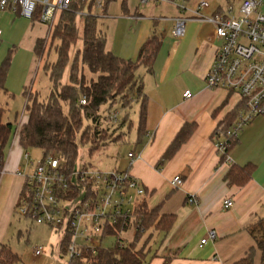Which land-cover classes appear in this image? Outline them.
Segmentation results:
<instances>
[{
	"label": "crops",
	"instance_id": "0c3cea01",
	"mask_svg": "<svg viewBox=\"0 0 264 264\" xmlns=\"http://www.w3.org/2000/svg\"><path fill=\"white\" fill-rule=\"evenodd\" d=\"M201 1H207L208 7L199 10ZM236 1L239 0H150L141 4V0H108L103 9L96 7L99 20L105 19L109 25V33L100 29L107 37V48L121 58L136 59L141 46L153 34L163 40L154 72L145 66L136 72L147 97L146 132L139 137L137 127L134 147L128 153L135 152L139 158L132 166L127 158L126 168L122 169L129 170L143 184L149 207H159L160 214L176 216L168 232H150L152 239L143 264H163L167 258L169 264H232L256 247L249 228L264 220V116L243 128L227 152L230 160H223L216 143L225 137L215 133L240 100L206 83L219 44L210 18ZM260 11L264 13V0ZM177 18L187 19L181 38L172 35ZM44 26L47 27L10 7L0 10V63L12 54L7 92L0 90L6 100L15 94L24 95L33 87L37 71L34 77L33 72L36 66L39 68L35 44L44 38ZM186 90L192 92L191 98L184 97ZM135 103L139 113L140 103L133 102L131 106ZM6 104L0 107L7 110L5 122H11L8 101ZM187 122L196 123L195 131L165 164L158 166ZM24 151L14 140L5 151L0 176V250L6 245L15 254L14 232L22 223L21 217L16 220L15 213L25 186V177L19 174ZM248 163L256 166L252 178L242 186L230 184L226 175L231 166ZM178 175L183 183L174 187L171 182ZM192 196L197 198V204L189 202ZM227 199L233 200L230 208L224 207ZM211 231L216 232L215 239L209 238ZM203 239L207 241L202 244ZM255 264H262L259 249Z\"/></svg>",
	"mask_w": 264,
	"mask_h": 264
},
{
	"label": "trees",
	"instance_id": "16d2710c",
	"mask_svg": "<svg viewBox=\"0 0 264 264\" xmlns=\"http://www.w3.org/2000/svg\"><path fill=\"white\" fill-rule=\"evenodd\" d=\"M95 5V0L74 1L70 10L58 14L55 23L49 29L48 38H40L36 41L35 53L38 61L44 58L50 38L51 46L54 41H58L55 46L57 59L54 62H46L43 66L51 81L47 98L42 99L40 94L29 93L28 90L24 93L26 105L17 134L18 143L24 150L39 148L43 152V158L48 156L59 158L67 172H72L74 169L78 155L77 134L81 131L84 117L90 123L83 131L82 141L90 143V151L101 144L105 145L110 139L108 130L99 126L101 109L104 105H109V111L117 101L124 109L131 107L133 102L140 103L138 134L139 137L145 134L147 97L143 82L136 72L140 66H145L151 73L154 72V63L163 44L162 37L153 34L141 46L136 59L121 58L107 48V37L98 29L100 16L91 13ZM85 10L90 13L84 16L83 49L77 52L70 64L69 83H63L64 72L70 62L71 46L79 39L80 29L76 17L78 12ZM41 11L42 7L39 5L33 21L41 22ZM11 58L10 53L0 63V90L4 92H7L6 81ZM85 68L93 74H98V78L87 79L84 74ZM83 99L86 104L82 103ZM239 109L240 104L225 115L217 127L216 135L219 137L227 135L228 129L237 118ZM6 113L7 110L0 107V174L5 163V149L13 134V123L5 122ZM128 117L127 114L120 127L126 123ZM196 127V123H185L157 165L165 164L190 138ZM119 138L117 136L115 139ZM235 140V137L228 138L227 152ZM222 159L224 160V157ZM255 167L253 163L243 166L233 164L226 179L233 185H245L252 178ZM77 192L78 190L73 191V196H76ZM25 194L24 186L19 202ZM175 217L173 214H160L159 207H149L145 196L136 207L131 220L119 221L106 228L105 237H118L113 246L98 248L95 253L89 248H83L81 258L73 260L71 264H143L148 255L147 249L151 239L147 247L144 245L141 248L136 247L137 241L151 228L168 232L175 222ZM133 226L136 227L134 241L126 244L120 234ZM249 231L256 241V247H252L245 257L232 264H255L257 249L262 252V264H264V220H259L250 226ZM69 243L70 235L61 243L63 254ZM169 260L170 258H167L163 264H169ZM18 261V254L3 245L0 250V262L13 264Z\"/></svg>",
	"mask_w": 264,
	"mask_h": 264
},
{
	"label": "built area",
	"instance_id": "2783aa9c",
	"mask_svg": "<svg viewBox=\"0 0 264 264\" xmlns=\"http://www.w3.org/2000/svg\"><path fill=\"white\" fill-rule=\"evenodd\" d=\"M74 1L77 0H0V10L10 7L32 20L40 5V21L50 29L58 14L70 10ZM149 1L141 0V4ZM238 2V6L230 3L225 10L210 18L219 44L206 76L209 88L225 90L240 100L237 118L224 136L225 140L216 143L219 154L228 161V138L238 137L247 124L258 116H264V13L260 11L263 0ZM95 3L97 8L103 9L104 0H95ZM208 5L207 1H201L198 8L200 10ZM186 23L187 19L177 18L172 35L183 37ZM1 33L0 30V38ZM183 95L187 98L193 96L190 90ZM82 103L86 104V101L83 99ZM108 121L121 123L119 111L111 110ZM20 124L21 119L15 136ZM127 158L129 166H132L139 156L131 151ZM22 159L23 169L19 174L25 177L26 194L17 204L16 213L37 224L63 230L61 243L70 235V243L64 253L70 262L66 264L81 258L83 248H89L94 253L98 248H108L101 244L108 225L131 220L136 207L146 196L145 187L129 170L103 171L88 165L80 172L74 169L67 172L59 158L48 156L35 162L27 150ZM182 183L179 175L171 182L174 187H180ZM81 186L85 187L83 195L80 193ZM75 190L78 192L73 196ZM189 202L197 204L198 200L192 196ZM232 206L233 200H225V208ZM209 238L215 239L216 232L211 231ZM206 241L203 239L202 244ZM42 251L43 247H37L33 253L39 256ZM60 251L62 254V248Z\"/></svg>",
	"mask_w": 264,
	"mask_h": 264
},
{
	"label": "rangeland",
	"instance_id": "374dc122",
	"mask_svg": "<svg viewBox=\"0 0 264 264\" xmlns=\"http://www.w3.org/2000/svg\"><path fill=\"white\" fill-rule=\"evenodd\" d=\"M238 1L234 2L235 6H238ZM88 10V9H87ZM85 10L83 13L78 12L76 17V23L79 30V39L76 41L75 44L71 46L70 50V62L66 67L63 76V83H69V70L70 64L76 57V54L79 50L83 49V28H84V16L89 14V12ZM99 13V10L96 9V6L92 10V14ZM108 22L105 19L99 20L98 29L108 32ZM45 33L44 38H48V26H44ZM58 44V41H54L51 46V38L47 44V51L45 53L44 58L39 59L38 67H35L33 72V76L36 72L33 87H29V93H38L40 94L42 99H46L51 88V81L49 76L43 70V66L46 62H54L57 59V55L55 52V46ZM84 74L86 75L87 79H97L98 74L91 73L87 68L84 69ZM8 101V108H10V116L9 119L13 123V131L10 138V141L6 147L5 151H8L10 146L12 145L13 141L17 144L18 137L15 136L16 127L18 126L19 120L22 119L23 111L25 110L26 105V98L22 94H15L13 99L6 100L3 94H0V105H7ZM109 105H104L101 109V116L99 126L101 128L107 129L110 139L107 143L101 144L96 149L90 151V143H86L82 141V134L85 130L86 126L90 123L86 117L83 118V126L81 131L77 134V144H78V155L74 163V170L80 172L84 169L85 166H90L93 169L99 170H113L118 169L122 170L126 166L127 162V153L128 151L134 147L136 134H137V127H138V106L135 103L133 106L129 107L128 109H124L121 107L120 103L117 101L115 102L114 106L108 111ZM111 110H118L120 113L121 121L126 117L128 114L129 117L126 120V123L120 127V124H113L108 121V115ZM19 113L17 117L14 118L16 113ZM18 118V120H17ZM21 127V124H20ZM19 127V129H20ZM120 137L116 140V137ZM17 146V145H15ZM27 151L30 153L31 157L35 162L40 161L43 158V152L39 148H29ZM25 152V151H24ZM129 164V163H128ZM126 168V167H125ZM81 195L85 193V187L81 186L80 190ZM19 202V201H18ZM77 202V200H76ZM16 220L20 218V216L15 213ZM21 227L18 228L14 232V241L15 244L13 247L15 251L18 252L19 261L17 264H66L70 262V258L66 254H61V241L64 237L63 230L55 229L46 225H40L31 220L26 221V218H21ZM29 220V219H28ZM15 223V221H14ZM27 224V225H26ZM31 226L30 229H26L25 227ZM21 230V231H20ZM153 229L146 231L142 237L137 241L136 247L141 248L149 243V240L152 239V235L150 232ZM135 228L131 227L129 230L124 231L120 234V237L123 241L128 244L134 241L135 238ZM149 236V237H148ZM118 237L116 236H107L101 240V244L104 247L113 246ZM151 243V240H150ZM149 243V244H150ZM37 247H43V251L39 256H35L33 251Z\"/></svg>",
	"mask_w": 264,
	"mask_h": 264
}]
</instances>
